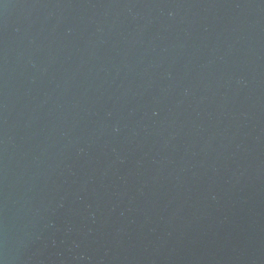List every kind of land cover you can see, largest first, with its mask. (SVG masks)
I'll list each match as a JSON object with an SVG mask.
<instances>
[{"label":"water","instance_id":"water-1","mask_svg":"<svg viewBox=\"0 0 264 264\" xmlns=\"http://www.w3.org/2000/svg\"><path fill=\"white\" fill-rule=\"evenodd\" d=\"M0 264H264V0H0Z\"/></svg>","mask_w":264,"mask_h":264}]
</instances>
